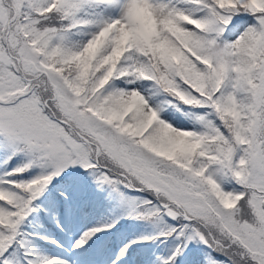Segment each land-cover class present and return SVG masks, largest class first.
<instances>
[{
    "label": "snow or ice",
    "instance_id": "snow-or-ice-1",
    "mask_svg": "<svg viewBox=\"0 0 264 264\" xmlns=\"http://www.w3.org/2000/svg\"><path fill=\"white\" fill-rule=\"evenodd\" d=\"M0 264H264V0H0Z\"/></svg>",
    "mask_w": 264,
    "mask_h": 264
},
{
    "label": "rangeland",
    "instance_id": "rangeland-1",
    "mask_svg": "<svg viewBox=\"0 0 264 264\" xmlns=\"http://www.w3.org/2000/svg\"><path fill=\"white\" fill-rule=\"evenodd\" d=\"M48 227L49 226H45V228H48ZM62 238L64 239V242H65V247L63 249V252L67 253L69 249L66 245L69 243V240L71 239V231H66Z\"/></svg>",
    "mask_w": 264,
    "mask_h": 264
},
{
    "label": "trees",
    "instance_id": "trees-1",
    "mask_svg": "<svg viewBox=\"0 0 264 264\" xmlns=\"http://www.w3.org/2000/svg\"><path fill=\"white\" fill-rule=\"evenodd\" d=\"M101 212L104 211V209H100ZM41 227L45 228V226H49V224L45 221H41V224H40Z\"/></svg>",
    "mask_w": 264,
    "mask_h": 264
}]
</instances>
